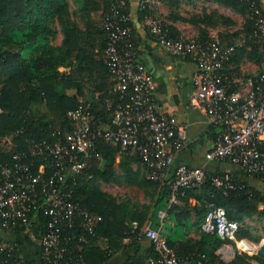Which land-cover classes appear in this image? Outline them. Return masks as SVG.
<instances>
[{
    "label": "trees",
    "instance_id": "trees-1",
    "mask_svg": "<svg viewBox=\"0 0 264 264\" xmlns=\"http://www.w3.org/2000/svg\"><path fill=\"white\" fill-rule=\"evenodd\" d=\"M115 1L0 0V163L12 164L14 156L20 154L33 174L37 173L40 165H44V175L49 176L51 159L30 155V146L43 139L54 141V130L70 129L72 125L67 112L79 104L87 106L91 120L99 127H113L115 108L125 105L127 100L115 88L116 80L101 60L107 44V33L101 23ZM263 1L159 0L166 9L164 22L170 36L180 34L174 24L179 22L197 28L196 38L202 42L209 39L212 29L218 28L223 44H236L223 70L229 74L241 73L243 60L255 63L259 71H264V35L256 32L255 24L256 9L264 18ZM199 2L216 6L211 10L202 6L200 12L187 15L180 12L185 5L197 8ZM70 3L74 10H70ZM219 7L239 14L243 17L242 24L238 26L236 19L220 12ZM125 12L129 14V0H126ZM146 15L155 16L154 9L150 8L147 0H139L138 17L145 19ZM130 24L133 28L131 20ZM58 34L62 39L55 43ZM129 39L139 58L134 28ZM209 128L215 142L219 128L211 124ZM214 163L232 164L228 161ZM239 169L245 177L261 178ZM147 170L136 152L121 150L118 144L103 138L96 141L85 172L73 173L74 184L69 183L68 188L81 209L100 216L101 220L91 231L82 224L79 213L74 214L71 225L60 224L61 245L66 249L64 260L76 262L81 258L87 264H106L115 254L126 251L128 254L122 264L143 263L156 252L153 244L142 234V227L151 221L157 228L160 225L158 212L167 207L175 226L183 228L189 225L195 231L191 235L182 233L177 237H166L183 264H264V257L249 254L237 243L200 229L209 205H220L229 219L240 224L237 238L258 242L261 236L254 235L243 219H253L256 214L257 220L263 221L264 190L248 185L237 173L216 169L207 171L208 176L228 173L235 182V188L224 192L207 178L203 184L186 188L183 194L178 195L176 203L167 206L169 185L150 179ZM104 184L136 187L143 191L149 202L138 205L131 199H117L102 188ZM29 216L32 219L30 230H34L41 239L47 232L49 215L43 208H36ZM191 218L193 221L189 224ZM11 231L25 232V229L17 226ZM3 241L15 248L11 251L12 258L6 255V251L0 254V259L5 260L2 264H35L18 258L12 240L0 237V243ZM225 242L230 243L234 250L230 261H224L217 252ZM41 251L39 242V257Z\"/></svg>",
    "mask_w": 264,
    "mask_h": 264
},
{
    "label": "built area",
    "instance_id": "built-area-1",
    "mask_svg": "<svg viewBox=\"0 0 264 264\" xmlns=\"http://www.w3.org/2000/svg\"><path fill=\"white\" fill-rule=\"evenodd\" d=\"M147 2L155 6L159 0ZM125 5L126 0H116L101 23L107 33L101 60L115 78V88L127 100L125 105L115 108L113 127H99L91 120L87 106L79 104L67 112L70 129L54 130V141L43 139L30 146V155L51 159L49 176L44 175V165L33 174L20 154L14 156L12 164L0 163V228L13 230L23 226L30 232L31 210L43 208L49 215L47 232L40 239L41 264H87L81 258L76 262L63 259L66 249L61 245L60 224L71 225L74 214L79 213L82 224L91 231L101 220L100 216L81 209L68 188L69 183L74 184L73 173L85 172L100 138L118 144L121 150L136 152L147 166V176L169 185V205L176 203L186 188L203 184L207 178L224 192L236 186L228 173L208 176L202 165L173 167L175 154L185 146L179 134L180 125L158 107L153 78L129 39L133 28ZM255 14L256 32L264 35L262 13L256 9ZM145 19L149 33L164 43L171 54L185 55L195 65L192 102L205 112L209 124L219 128L214 145L204 153L205 161H228L264 179V71L233 72L227 77L223 70L236 44H223L217 31H212L206 42L196 36H170L161 16L146 15ZM239 227L237 221L227 217L224 207L215 204L209 205L200 225L202 232L216 233L249 254L255 253L264 238L259 244L239 239ZM142 234L153 244L156 254L141 264H183L160 228L153 227L151 221L145 223ZM247 242L254 248L249 249ZM14 248L3 241L0 254L6 251L12 258ZM3 262L0 259V264Z\"/></svg>",
    "mask_w": 264,
    "mask_h": 264
},
{
    "label": "crops",
    "instance_id": "crops-1",
    "mask_svg": "<svg viewBox=\"0 0 264 264\" xmlns=\"http://www.w3.org/2000/svg\"><path fill=\"white\" fill-rule=\"evenodd\" d=\"M215 6L216 4H214ZM262 7L264 8V1ZM150 8L154 9L155 16H161L165 20V6L162 3L159 2L155 6H150ZM138 10L139 0H129V16L133 28L136 31L140 61L145 65L153 78L155 86L154 97L159 109L177 120L180 125L179 134L185 142L183 149L175 154L173 166L202 165L207 171H215L216 169L230 171L237 173L248 185L264 190V183L261 178L243 176L240 173L239 167L236 165L229 163L216 164L205 161L204 153L214 145V140L212 139V132L209 130L207 115L192 102V96L195 91L192 75L195 71V65L185 55L171 54L164 43L159 42L155 35L149 33L148 22L146 19H139ZM218 10L234 18L235 13L231 9L219 7ZM174 24L181 35L189 36L185 28L192 25L179 22ZM195 31H197V28ZM61 39L62 35L58 34L55 43H59ZM240 69L242 72L249 74H254L259 71V67L248 60H243L240 63ZM226 76L228 77L229 73H226ZM4 142L8 144L7 141ZM118 159L119 156H117L116 160ZM192 200L191 198L190 202ZM168 205L169 203L167 202ZM158 216L160 225L157 228L161 229L165 238H169L174 233L175 221L167 213V207L160 210ZM192 221L193 219L191 218L189 224ZM183 231L188 235L195 232L193 227L189 225L183 227ZM0 237L13 241L16 246L18 258L26 261H34L35 264H41L38 254L40 237H38L34 230L30 232H15L0 229ZM262 242L264 243V240ZM248 246L252 247L253 245L248 243ZM217 252L224 261H230L234 257L233 247L228 242L221 244ZM127 254L126 251L119 252L106 264H122Z\"/></svg>",
    "mask_w": 264,
    "mask_h": 264
},
{
    "label": "rangeland",
    "instance_id": "rangeland-1",
    "mask_svg": "<svg viewBox=\"0 0 264 264\" xmlns=\"http://www.w3.org/2000/svg\"><path fill=\"white\" fill-rule=\"evenodd\" d=\"M69 2H71V0H69ZM198 7L197 8H193L191 6H187L185 5L184 7H182V9L180 10V12L182 14H191L192 12H200L201 11V7L203 6L206 10H211L214 8V4H209V3H206V2H199L198 3ZM70 10L71 9H75V7L70 3ZM165 13H166V9H165ZM77 18V16H75ZM234 18L236 19L237 23H238V26H240L243 22V17H241L240 15H235L234 14ZM195 27L194 26H189L187 28H185V31L187 33V35L189 36H196V33L197 31H195ZM213 31H218V28H214L212 29ZM8 145V144H6ZM102 188L115 195V197L117 199H131V201L137 203L138 205H142V204H147L149 202V199L147 196H145L143 194V191L136 188V187H129V186H116V185H113V184H107V185H103ZM243 222L245 224H247L248 226H250V229H252V233L254 235H259L261 236V239L258 241V242H255V241H251L255 244H259L261 242V240L264 238V231H263V226H264V219L263 221H259L257 220V216L255 214L254 218L251 219V218H245L243 219ZM180 230H179V229ZM182 233L184 234V231H183V228L181 227H178L177 225L175 226V230H174V233H172L171 235L174 237H177L179 235H182ZM163 234V233H162ZM252 254H256V251L255 253H252Z\"/></svg>",
    "mask_w": 264,
    "mask_h": 264
},
{
    "label": "water",
    "instance_id": "water-1",
    "mask_svg": "<svg viewBox=\"0 0 264 264\" xmlns=\"http://www.w3.org/2000/svg\"><path fill=\"white\" fill-rule=\"evenodd\" d=\"M256 254L261 257H264V243L263 242L260 243V246L257 249Z\"/></svg>",
    "mask_w": 264,
    "mask_h": 264
},
{
    "label": "bare ground",
    "instance_id": "bare-ground-1",
    "mask_svg": "<svg viewBox=\"0 0 264 264\" xmlns=\"http://www.w3.org/2000/svg\"><path fill=\"white\" fill-rule=\"evenodd\" d=\"M249 244H251V243H249ZM247 245H248V242H247ZM248 248H249V249H253V248H254V246H252V247L248 246Z\"/></svg>",
    "mask_w": 264,
    "mask_h": 264
}]
</instances>
